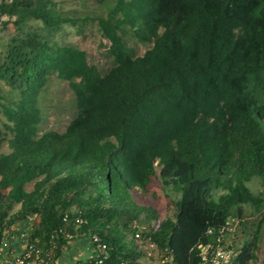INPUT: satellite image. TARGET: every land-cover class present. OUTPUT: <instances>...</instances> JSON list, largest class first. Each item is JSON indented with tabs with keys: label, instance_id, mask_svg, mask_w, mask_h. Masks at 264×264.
<instances>
[{
	"label": "trees",
	"instance_id": "obj_1",
	"mask_svg": "<svg viewBox=\"0 0 264 264\" xmlns=\"http://www.w3.org/2000/svg\"><path fill=\"white\" fill-rule=\"evenodd\" d=\"M2 16L15 32L0 52V242L33 216L31 237L51 256L35 264H55L70 240L50 247L60 226L72 238L98 233L110 246L104 264H142L132 222L156 212L132 189L154 176L178 194L174 217L145 233L170 255L165 264H198L197 245L228 217L244 226L246 206L261 212L264 196L247 183L264 177V0H112L97 16L112 58L103 73L58 38L86 14L0 0ZM127 34L151 46L136 55ZM52 77L67 82L76 108L62 132L42 129ZM260 225L229 264H253Z\"/></svg>",
	"mask_w": 264,
	"mask_h": 264
},
{
	"label": "rangeland",
	"instance_id": "obj_2",
	"mask_svg": "<svg viewBox=\"0 0 264 264\" xmlns=\"http://www.w3.org/2000/svg\"><path fill=\"white\" fill-rule=\"evenodd\" d=\"M56 3L58 11L64 15L76 16L87 15L84 24L77 27L71 23L64 25V32L59 35V40L65 43L75 45L86 52V58L89 64L95 66L100 73H103L112 64V58L108 53L109 40L102 34L98 26V15L105 16L108 12L112 0H53ZM7 20L6 16L0 18V52L3 50L6 40L14 34L15 28L12 22L2 24ZM35 25V22H33ZM81 28V30H79ZM129 47L134 50L136 55L143 54L150 46L149 42H139L135 37L127 34L124 36ZM0 87L7 89V86L0 81ZM44 115L43 130L64 131L66 125L76 114L73 93L66 81L52 77L48 83L47 91L40 101ZM2 150L7 151L6 143L3 144ZM158 173V166L156 167ZM254 193L261 192L264 196V177H254L247 183ZM32 183L26 185L29 190ZM133 196L138 204L151 207L155 210V217L166 218L174 217L173 201L177 199L178 194L168 187H163L157 176L151 178L145 191L132 189ZM180 196V192H179ZM245 227L237 226L225 236V244L237 250L243 239H252L256 231L258 222L261 220L259 227V236L257 248L255 250L256 259L253 264H264V204L261 212L254 211L250 206H246ZM145 213L140 215L144 218ZM154 217V218H155ZM143 223V222H142ZM246 228L247 233H243ZM143 232L148 233L147 228ZM243 238V239H242ZM144 243V242H143ZM62 251L55 260V264H78L79 261H86L90 258L91 247L86 238L73 237L66 244L62 245ZM142 260L147 256V261L158 259L160 252L152 251L147 246L144 251L140 247ZM150 252L148 256L147 253ZM86 256H88L86 258Z\"/></svg>",
	"mask_w": 264,
	"mask_h": 264
},
{
	"label": "built area",
	"instance_id": "obj_3",
	"mask_svg": "<svg viewBox=\"0 0 264 264\" xmlns=\"http://www.w3.org/2000/svg\"><path fill=\"white\" fill-rule=\"evenodd\" d=\"M163 218L155 217L148 223L137 225L136 221L132 222L133 227L139 229L134 233V238L139 250L142 251L148 246L152 251H158L155 243L151 242L150 237L142 232L148 230H156ZM64 223L68 222L67 214L62 217ZM81 217L75 219V225L83 223ZM238 224V218L228 217L224 225L218 230L215 238L210 243L198 244L199 262L198 264H229L235 258L237 251L225 244V236L232 232ZM34 230V217L30 216L21 222H17L13 226V231L5 234L0 242V264H35L47 262L51 256L48 252H44L37 245V240L31 237ZM149 231V232H150ZM210 232V229L208 230ZM67 239L72 238V234L68 233L63 226L54 229L49 235L50 247L54 248L59 237ZM81 238H86L91 247L89 261L94 264H104L109 257L110 246L96 232H82ZM144 242V243H143ZM150 255V252L147 253ZM142 264H165L170 261V255H163L158 259L147 261V256ZM125 264V263H123Z\"/></svg>",
	"mask_w": 264,
	"mask_h": 264
},
{
	"label": "crops",
	"instance_id": "obj_4",
	"mask_svg": "<svg viewBox=\"0 0 264 264\" xmlns=\"http://www.w3.org/2000/svg\"><path fill=\"white\" fill-rule=\"evenodd\" d=\"M88 256H86V258H87ZM146 259H144V261H145ZM143 261V260H142Z\"/></svg>",
	"mask_w": 264,
	"mask_h": 264
}]
</instances>
